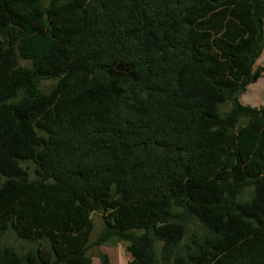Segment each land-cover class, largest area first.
I'll return each mask as SVG.
<instances>
[{
    "label": "trees",
    "instance_id": "16d2710c",
    "mask_svg": "<svg viewBox=\"0 0 264 264\" xmlns=\"http://www.w3.org/2000/svg\"><path fill=\"white\" fill-rule=\"evenodd\" d=\"M0 39V264H264V0H0Z\"/></svg>",
    "mask_w": 264,
    "mask_h": 264
},
{
    "label": "rangeland",
    "instance_id": "374dc122",
    "mask_svg": "<svg viewBox=\"0 0 264 264\" xmlns=\"http://www.w3.org/2000/svg\"><path fill=\"white\" fill-rule=\"evenodd\" d=\"M19 63L24 66H31L32 64L30 60L21 59V58L19 60ZM258 66H264V52L255 65V67ZM56 83H57V79L44 80L41 83L40 88L44 92H49L50 90L53 89ZM241 101L247 105L264 107V75L261 78H259L256 82L250 84L247 87L246 92L241 95ZM230 108H231V103H227L222 106L223 111H228ZM22 165L28 170L31 178L37 177V173H36L37 164L33 160L22 161ZM251 191L252 188H249L243 197L250 198ZM93 218L95 221V230L92 234L91 241H95L97 239L98 234L102 231L104 227V220L100 213H95L93 215ZM117 241L118 240L116 239L109 240L107 244L105 243L101 245L100 251L98 249L100 246L93 244L88 254L92 257L93 259L92 261H94V264H104L103 262L104 257L108 259L109 255L112 256L113 253H117L121 261L124 260V257L127 258L130 255V253L128 250L125 249L126 243L124 241L122 242H117ZM5 245L13 246L18 251H24L33 247L32 243L21 240L12 230H9L0 239V246H5ZM108 264H109V259H108ZM123 264H128L127 259L124 261Z\"/></svg>",
    "mask_w": 264,
    "mask_h": 264
},
{
    "label": "crops",
    "instance_id": "0c3cea01",
    "mask_svg": "<svg viewBox=\"0 0 264 264\" xmlns=\"http://www.w3.org/2000/svg\"><path fill=\"white\" fill-rule=\"evenodd\" d=\"M108 242H109V241H108ZM108 242H106V244H107ZM124 242L126 243V245H125V249L128 250L127 247H128V245H129V243H128L127 241H124ZM99 246H100V245H99ZM100 248H101V246L98 248L99 251H100ZM90 250H91V249H90ZM90 250H89V251H90ZM101 253H102V252H101ZM108 259H109V264H123L124 261H125L126 259H127V263L129 264V262H130L131 259H132V256H131V254H130L127 258L124 257V260L121 261V259H120V257L118 256V254H117V253H113L112 256L109 255ZM92 260H93V259H92ZM93 264H94V261H93Z\"/></svg>",
    "mask_w": 264,
    "mask_h": 264
}]
</instances>
